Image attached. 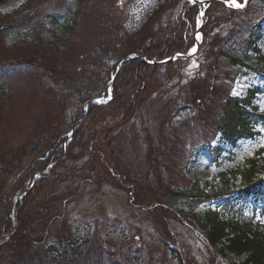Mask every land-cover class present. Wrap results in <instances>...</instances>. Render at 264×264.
<instances>
[{
	"label": "rangeland",
	"instance_id": "374dc122",
	"mask_svg": "<svg viewBox=\"0 0 264 264\" xmlns=\"http://www.w3.org/2000/svg\"><path fill=\"white\" fill-rule=\"evenodd\" d=\"M25 1L6 0L0 4V12H10ZM153 1L123 0V3L119 4V0H88L80 5L76 0H33L30 11L20 18L21 25L31 26V31L34 32L33 39L30 42H23L16 48L11 44L15 39L9 37L6 27H2L4 31L0 33V60L23 59L24 65L20 67L25 68V75L31 84L26 87L20 84L17 87L11 86L10 93L2 99L3 105L0 106V156L4 158L6 165H9L8 168L5 165L6 172L2 171L5 175L0 176L2 177L0 178L2 180L0 225L5 223V220L10 222L9 232L3 230L0 235V247L9 241L20 221L26 218L24 233L29 237L27 248L30 252L36 251L37 244L41 240L46 243L55 241V234L63 233L61 223L65 221L66 224H71V230L76 232V236H84L91 240L82 249L89 248L90 253L98 257L101 264L108 262L141 264L138 262L139 258L148 260L143 264H178L171 255L173 252L183 257L184 264H232L241 263L247 257V255L221 252L220 246H211L205 238L206 234L195 223L196 218H199L206 209L220 208V200L191 206L189 199L179 196L173 200L168 193L166 200L170 202L165 205L157 204L156 209H149L136 204L138 200L133 186L124 182L128 178L134 183L135 191L142 195H138L139 199L163 202L164 198H159V195L163 194L160 189L162 190L168 183L173 187L177 183L178 188L185 190L189 184L187 177L193 182H200L203 186L216 179L215 176L220 172L242 168L248 159L256 156V152L262 149L258 156L260 161H257V175L262 179L264 189V123L256 125L255 136L238 141L235 147L223 143L219 134H215L212 121H217L218 116L212 113L211 116L206 115L207 111L205 114V109L200 107L204 111L197 116L198 119L200 118V125L201 120H206L205 115L209 116L211 121L206 122L202 129L195 124L193 118L196 107L192 104V98L196 91L203 87L201 82L195 83V80L201 79V74L198 76L201 69L207 73L209 62H215L211 58L207 61L205 58L203 60L204 54L202 55L200 47L198 53L182 61L179 73L171 82L166 83L152 97H146L140 102L139 108L134 109L127 125L122 126L119 115L106 119V126L110 128L113 137L112 151L113 158H116L117 171L123 172L124 177L120 174L108 178L105 176L106 167L96 166L95 170L104 172V175L97 176L98 179L94 178L92 170L89 169L88 154L79 147L71 151L72 158L62 163L60 160L52 161V151L58 147L59 142L52 143L55 138L52 140L50 135L47 136L52 147L48 151L37 152V149H40L38 145L40 130L37 121H45L44 125L49 123L47 126L51 129L52 135L56 129L54 135L58 136L65 147H71L69 139L73 134H70V130L74 133L86 115L78 119L86 103L81 100V94L84 95L87 90L84 91L80 81L74 80L73 83L66 82L69 86L66 88L60 75L59 44H68L71 41L90 42L95 38L92 29L107 32L109 21L115 22L114 25L117 31L119 28L118 32L121 35L131 33L142 19L144 6L153 8L155 4ZM183 4L184 0H177L174 5L163 11L160 14L159 24H155L154 30L144 36V43L154 39L153 34L159 30L160 25L165 26L168 20L173 23L175 19H182L180 9ZM69 14L74 15L69 19H73L75 30L70 32L69 38L60 41L61 39L58 38L63 36V28L59 25L50 30L49 22L53 16L68 17ZM147 16L144 14L143 18ZM224 19L225 17H220L218 20H212V24L209 25V21L207 24L209 27L219 25L220 28L219 21ZM199 23L197 14L195 26L197 27ZM234 27L223 24L219 33L224 35L228 31H233ZM118 32L116 33L118 41L124 44ZM217 32V29H213L210 36ZM262 36L258 48L261 54H264V23ZM196 37L201 46L202 33L197 34ZM138 44H142L139 39L134 45ZM68 45L74 52L75 47ZM192 47L193 44L190 48ZM85 57L79 56L78 61L82 64ZM78 61L76 60L73 65L78 64ZM123 62L117 64L121 66ZM109 64L114 68L117 66L113 62ZM91 69L95 72L93 79L95 88L102 68L94 63ZM73 71L68 70L70 73ZM237 71L238 76L234 79V85L231 84L230 87L231 96L245 97L253 90L256 94L251 102L257 107L258 112H264V70L257 72L241 67ZM44 73L48 76V80H45ZM102 73L106 75V71L102 70ZM114 74L117 75L113 72ZM100 81L102 82V79ZM228 87L229 85L223 84L220 88ZM168 131L176 135L173 142L168 138L169 135L167 136ZM206 140H210L208 145L204 143ZM43 143L44 139L41 140V144ZM217 146L223 149V153L215 161L216 153L212 152V149ZM168 157L170 158L166 160ZM37 161H48L50 164L51 171L46 173L50 178L43 185L45 194L53 196L55 191L54 194L66 193L67 197L69 196L65 208L60 206L61 220L54 219V215L41 210L37 200L27 205L23 217H18L19 220L16 218L15 206L23 197V193L19 192L18 188L13 194L11 191L19 183L25 186L24 190L30 188L32 182L30 179L37 174L32 172L37 166L35 164ZM3 165L4 163L1 164V168ZM63 176H72L73 184H71L72 180L69 183L61 182ZM82 177H86L87 180H81ZM240 181V177L235 178L234 186ZM225 196L227 191H223L222 198ZM14 199L17 201L15 202ZM168 205L171 208L167 207ZM263 207L264 203H252L248 200L243 212L264 224ZM174 211H180L179 215ZM6 252V248L0 250V264H7L10 260ZM78 262L77 264H86L82 261Z\"/></svg>",
	"mask_w": 264,
	"mask_h": 264
},
{
	"label": "trees",
	"instance_id": "16d2710c",
	"mask_svg": "<svg viewBox=\"0 0 264 264\" xmlns=\"http://www.w3.org/2000/svg\"><path fill=\"white\" fill-rule=\"evenodd\" d=\"M5 1L0 0V4ZM76 1L81 5L88 0ZM176 1L154 0L153 3L155 4L153 8L152 6L149 8L147 6L144 7L143 10L146 11L144 14L148 16L131 33L127 32V34L121 35L118 32L119 28L117 31V27L114 25L115 22L109 21L107 32L92 29L95 38L91 39L90 42L76 43V41H71V43H68L75 47L74 52L70 45L59 44L60 52L58 60L60 64H58V68L60 75H62V80L66 88L69 87L66 82L73 83V80L81 82L84 91L87 90L84 94L85 96L81 92L83 103L94 96L100 95L106 89L111 73L116 70L109 63L113 62L117 65L122 58L131 54L135 55V57L124 61L120 66L113 81L111 99L104 104H90L83 121L74 130L69 144L71 147L65 148L64 143L61 142L58 136L54 135L56 129H54L52 135L51 129L47 126L49 123L44 125L45 121H37L36 124H39L38 130H40L38 144L40 149H37L38 153H41L42 150L48 151L52 147V143L59 142L58 147L52 151V161L60 160V163H62L72 158L71 151L75 147H79L88 154L89 169L92 170L94 178L98 179L97 176L104 175V172H97L95 170L96 166L106 167L105 176L108 178H111V175L114 177L120 176V174H123L124 177L123 172L117 171L116 158H113L112 151L113 137H111V130L106 126L105 122L107 118H115L119 115L122 120V126L127 125L130 122L134 109L136 107L139 108L140 102L146 97H152V95L157 93L166 83L171 82L179 73L181 61L175 60L167 63H158L156 61L170 58L177 53L183 54L189 50L190 46L194 43L193 34L196 27L195 16L198 14L197 6H192L184 1L180 9L182 19H175L173 23H171V20H168L165 26L160 25L159 30L153 34L155 40H149L147 43H144V36L154 30L155 24H159L160 14L168 7L174 5ZM238 1L242 3L244 0ZM32 4L33 0H26L10 12H0V33L6 27L9 37L15 39L11 43L15 48L19 47L23 42H30L33 39L34 32L31 31V26L27 25L25 27V25L20 24L22 22L20 18L24 16V13L30 11ZM151 8L152 10L148 13V10ZM70 17L73 18L74 15L69 14L68 17L53 16L49 22L50 30L59 25L63 28L64 37L59 36L58 39H61L60 41H64V38H69L70 32H74L75 30V23H73V19H69ZM220 17H225L224 20L219 21L221 23L220 28L219 25L208 26V21L210 25L212 24V20H218ZM205 19V24L202 27L203 30H201L203 39L200 51L202 55L204 54L203 60L205 58V61H207L211 58L215 62H209L207 73L200 68L201 71L198 73V76L201 74V79L195 80V83L196 81L201 82L203 87L196 91L192 98V104H195L196 107L193 119L195 120V124L202 129L206 122L211 121V118H209L211 113L214 116H218L217 121H212L215 134L219 133L221 135L223 143L235 146L238 140L252 137L255 133V125L260 121H264V114H258L257 107L251 104V98L254 96L253 90H251L249 96L246 98H234L229 95L230 87L236 77L238 68L244 67L254 71L264 70V55L261 54L257 45L262 38L264 0H249L247 6L242 10L231 9L226 7L223 2L214 1L208 7ZM223 24L235 27L233 31H228L226 34L221 35L219 29L222 28ZM95 27L98 28L96 25ZM213 29H217L218 32L210 36ZM103 32L104 38L102 40ZM117 32L120 34V39L124 41V44H120L121 41H118ZM137 39L142 44L134 45ZM115 41L116 43H114ZM208 55H210L209 58ZM79 56L82 58L86 56L82 64L78 61ZM4 60H0V106L3 105L2 99L10 93L9 89H11V86L17 87L18 84L22 85L24 79L28 80L24 72L25 68L20 67L24 65L23 59L7 58ZM76 60L78 64L73 65ZM152 61L154 62L149 63ZM94 63L95 65H100L102 70L106 71L105 76L102 70L100 71L101 76L97 80V87L95 88L93 87L95 72L91 69ZM69 69L74 71L70 73L68 72ZM44 78L48 80L47 75ZM101 79L102 82L100 81ZM220 80L223 84L229 85V87L227 89L220 88L223 85ZM73 86L77 87L76 84H73ZM193 87L194 84L191 88L193 89ZM200 107L204 108L205 112ZM203 112L209 116L206 117L205 115L204 118L206 120H201L200 125V118L198 119L197 116ZM83 116L84 109L79 114L78 119H81ZM85 130L86 132H84ZM172 133L168 131L167 136L169 135L168 138L173 142V138L176 135L174 132ZM47 135L52 136V140L55 138L52 143L48 142ZM42 139H44L43 144H41ZM209 142L210 140H206L204 143L208 145ZM171 151L175 152L174 150ZM212 152H215L218 155L217 157H219L222 148H213ZM170 157L166 158V160ZM2 160L4 158L0 156V176L5 175L2 171L5 170L6 172V166L7 168L9 166L8 164L6 165L5 160ZM257 161V159H251L239 170L221 172L219 174V181L214 179L203 186L198 181L193 182L188 179L183 169V174L189 183L188 188L184 190L178 188L177 183H175L174 187L171 183H168L162 190L160 189L163 194L162 196L159 195V198H164L163 202H150L146 199H139L138 195L140 193L138 194L135 191L134 183L129 181L128 178L124 182L133 186L135 197L138 200L136 204L149 209H156L157 204L165 205L167 202H170L166 200L169 195L168 193L171 194L173 200L179 196L189 199L191 206L216 200L222 201L220 208H208L203 211L199 218H196L195 223L197 227L206 234V240L211 246H220L221 252L227 251L235 255H247L241 263L232 264H264V224L255 220L253 216L245 215L243 212V205L249 199L253 203H264L262 179L257 175ZM3 163L4 165L1 168V164ZM35 164L37 166L33 169V173H42L48 170L50 165L48 161H37ZM163 172H166L164 167ZM63 177L64 179L61 182L64 183H69L73 179H71L72 176ZM237 177H240L241 181L238 184L239 186H234V179ZM49 178V176L41 175L29 192H24L25 186H21L20 183L12 189L11 194H13L14 190L18 189L19 192L23 193V197L15 206L16 218L23 217L27 210V205L37 200L41 205V210L54 215V219L61 220L62 214L59 213L60 206L65 208L69 202V196L67 197L68 194L66 193L60 195L54 194L55 191L53 192V196L45 194L43 185ZM85 179L87 180L86 177H82L81 180ZM217 183L219 186H217ZM71 184H73V180ZM207 188L209 189L208 191L206 190ZM223 191H227V196L222 198ZM139 196L142 195L140 194ZM167 207L171 208L170 205ZM174 212L178 215L180 213V211ZM25 219L20 221L19 226L9 241L0 247V250L6 248V255L10 256L7 264H77L79 263L78 261L85 262L86 264H101L100 259L96 256L94 257V254L90 253L89 248L82 249L91 240L84 238V236H76V232L71 230V224H66L65 221L61 223L63 225L62 230L64 231H62L63 233L55 234V241L46 243L41 240L42 243L37 244L36 251L30 252L27 248L29 237L24 233ZM5 221V223L3 222L0 225V235L3 230L9 232L10 222L9 220ZM171 255L178 264H184L183 257L180 254L173 252ZM107 256L109 257L110 253ZM145 261L148 260L146 258L138 259V262L141 264ZM107 264L111 263L108 262Z\"/></svg>",
	"mask_w": 264,
	"mask_h": 264
},
{
	"label": "water",
	"instance_id": "95a60500",
	"mask_svg": "<svg viewBox=\"0 0 264 264\" xmlns=\"http://www.w3.org/2000/svg\"><path fill=\"white\" fill-rule=\"evenodd\" d=\"M190 3H192V4H194V5H198V6H204L205 7V9L213 2V1H215V0H188ZM122 2V1H121ZM120 2V3H121ZM190 54H186L185 55V57H188ZM129 58H131V57H125L124 59H122V60H125V59H129ZM171 60H173V58H170V59H167L166 61H162V62H167V61H171ZM114 77H115V75L113 76V78L112 79H114ZM108 88L109 89H111L112 88V80H111V82L109 83V85H108ZM102 97V96H101ZM101 97H99V98H101ZM99 98H93L92 100H89L88 102H86V107H88L89 106V104L90 103H92V102H95V100L96 99H99ZM79 124V122L76 124V126ZM46 173H48V172H46ZM46 173H44V174H46ZM34 180L35 179H33V183H34ZM13 205H14V203H13ZM14 227H15V225H14Z\"/></svg>",
	"mask_w": 264,
	"mask_h": 264
},
{
	"label": "snow or ice",
	"instance_id": "6c2138e0",
	"mask_svg": "<svg viewBox=\"0 0 264 264\" xmlns=\"http://www.w3.org/2000/svg\"><path fill=\"white\" fill-rule=\"evenodd\" d=\"M228 3L237 8H242L244 6L242 3H239L238 0H228ZM193 51H195V49H193Z\"/></svg>",
	"mask_w": 264,
	"mask_h": 264
},
{
	"label": "bare ground",
	"instance_id": "6f19581e",
	"mask_svg": "<svg viewBox=\"0 0 264 264\" xmlns=\"http://www.w3.org/2000/svg\"><path fill=\"white\" fill-rule=\"evenodd\" d=\"M29 84H31V83L27 79H24L23 82H22V85L24 87H26V85H29Z\"/></svg>",
	"mask_w": 264,
	"mask_h": 264
}]
</instances>
